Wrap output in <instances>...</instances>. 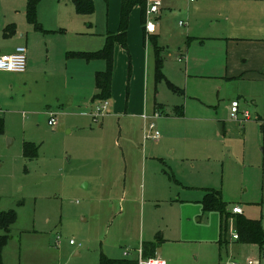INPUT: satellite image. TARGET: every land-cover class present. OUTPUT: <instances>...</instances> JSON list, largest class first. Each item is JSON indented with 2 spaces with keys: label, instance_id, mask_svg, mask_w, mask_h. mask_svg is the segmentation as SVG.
Wrapping results in <instances>:
<instances>
[{
  "label": "rangeland",
  "instance_id": "obj_1",
  "mask_svg": "<svg viewBox=\"0 0 264 264\" xmlns=\"http://www.w3.org/2000/svg\"><path fill=\"white\" fill-rule=\"evenodd\" d=\"M93 3L95 17L79 14L73 3L72 15L68 9L52 13L51 5L44 3L45 32L28 25V0H0V56L16 48L17 38L31 30L29 49L36 61L29 75L0 72L5 118L0 211L13 209L18 215L4 263L99 264L103 253L134 254L143 242L160 236L157 257L166 264H221V216L205 212L202 200L207 190L219 191L228 211L239 206L245 217L262 218L263 224L264 138L255 119L240 125L225 105L218 107L220 100L237 97V83L223 85L205 76L209 64L203 62L200 42L221 27L211 19L219 8L164 0L163 12L157 20L150 19L157 23L154 37L164 51L165 75L156 83L151 49L147 113L155 104L165 108L154 120L161 136L154 141L147 138L146 129L152 121L136 120L128 130L129 120L107 117L96 122L88 115L92 105L79 108L78 99L92 95L95 79L88 62L68 59L67 53L101 50L109 7L115 16L114 2ZM135 9L150 45L143 9L137 5L131 14ZM11 25L16 26L14 35ZM181 55L188 56V65L185 58L179 61ZM84 112L86 117L79 119ZM52 114L58 120L55 127L48 124ZM86 118L94 133L82 134L76 127ZM27 142L36 145L37 158L25 157ZM227 227L230 237L234 221ZM222 255L224 261L230 257L240 264H264V250L256 245H235Z\"/></svg>",
  "mask_w": 264,
  "mask_h": 264
},
{
  "label": "crops",
  "instance_id": "obj_2",
  "mask_svg": "<svg viewBox=\"0 0 264 264\" xmlns=\"http://www.w3.org/2000/svg\"><path fill=\"white\" fill-rule=\"evenodd\" d=\"M162 1L164 3V0ZM109 2L110 4L114 2L116 8L114 10L115 16L112 17L111 7H109L107 29H105L104 33V36H106V38L108 34H117L119 32L120 24H118V21L121 19L120 14L122 10V0H109ZM44 3H49L51 5L52 13H56L57 11H62L64 9H68L71 15L73 13V10H71L72 8H69V4L73 3L72 0H42L38 6V26L32 25L28 22V25L30 24V27L31 25L34 26L36 30L48 32L44 30L42 26V24L45 23L42 17V8ZM200 3H210L208 6L219 8L217 15L215 17L211 16V19L216 21L215 23H213L215 26L217 24L221 26L219 29L211 31L208 37H206L205 40H202V43L200 42V44L202 45L201 50L205 51L203 62L209 64L206 70H204L206 72L205 76L209 80L218 81L221 84L223 83V85H227L229 83L228 81H234L238 86L237 97H234L232 99H224L221 101V98L219 96L220 101L217 102L218 107L221 110V105H225L228 111L230 110L231 112L232 102L239 101L241 111H249L252 116V119L245 124L251 123L255 119L257 121L256 127H259V129L263 133L264 138V0H215ZM63 4L65 5V7L63 6ZM163 10L164 8L162 6L161 13L163 12ZM95 12L96 9L94 11V14L90 15L94 16ZM138 16V9H135V11L130 15L127 48H124L120 44H116L114 50L112 94L110 98L112 99V101L110 102L109 100L110 105L108 112L101 118V120L103 119V122L106 121L104 119H106L107 117L120 121L121 119L129 120V122H127L128 130L132 129L131 125L132 123H135L136 120H139L141 122L142 119H144V115L148 114L147 112L149 110L147 91L151 74V49L153 50V47L151 44L149 45L146 43L144 32H142L140 26L137 24L139 20ZM155 19L157 20V18ZM54 22L57 21L55 20ZM55 31L59 32V29L51 30V32ZM30 34L31 30H27L26 34L24 33L22 34L21 38H17V47L24 46L27 48L28 52V67L26 73H24L26 75H29L33 68L36 66L33 50L29 49V46L31 45ZM79 34L83 35V33L81 32H79ZM155 34L150 35V38L154 37ZM106 38H104V43L102 46L105 45ZM24 40L26 44H24ZM16 48L10 47L8 49L10 50V52L6 54L14 52ZM67 49L68 48H64V51H66ZM181 58L183 60L185 56L181 55ZM185 60L187 61L188 65V56H186ZM88 65H91V77H94V79L96 78V75L98 73L106 71L105 66L107 68L106 62L102 60L89 62ZM92 83H95V87L92 86L90 90V92H93L92 95H89L87 99H78L79 108H82L83 105L84 107H88V104L92 105V108L88 113L91 118H93L92 113L96 105L102 102L93 101L97 90L96 81ZM127 90L129 91L128 95ZM137 90L139 91L138 95L136 94ZM217 103L210 102L211 105H215ZM159 107H161L162 109L160 110ZM158 110H160V112H165V108L163 107V105L155 104L154 108L152 109V113L154 114ZM84 113L85 115L79 116V119H83L81 117H86L87 113ZM152 113L148 115H152ZM1 117H3L5 123L3 114L1 115ZM218 118H221L220 114L218 115ZM81 121H83V123L85 124L81 126L78 125L76 127L82 134H91L95 132V130L92 128L94 126L91 124L89 119ZM102 126L103 123L101 124V127ZM220 126H222V133L225 132V127H223L222 124ZM245 129L246 126L243 131H245ZM70 132L71 131H69L68 133L70 134ZM262 150L264 151V149ZM236 207L239 206H235L233 207V209ZM232 210L230 212H232ZM1 212L6 211L3 210L0 211V213ZM246 218L249 219L248 217ZM260 219L263 222V219ZM260 219L250 218V220ZM232 220L233 219H231V221ZM262 226L264 227V223L262 224ZM233 233L237 234L235 232V228ZM234 234H230L229 243L228 245L224 246L222 250L219 246L221 264L235 263L233 261H230V257L227 258V261H224L222 258V252L224 250H226V252H229L230 247L241 245L238 244L236 242L237 240L233 238ZM156 239L157 238H155L154 241H156ZM154 241L143 242L134 254L131 251L127 250L126 252L129 253L127 256L125 255L126 252H123L122 255H118L117 257H112L111 255H105L103 253L98 257L99 264L102 256H105L106 258H109L111 260L138 261V253L143 245L145 243ZM160 246L161 245H159V247ZM159 247L157 249V253ZM258 248L260 249V251L264 250V248H260L259 246ZM75 255L79 256L80 252L76 251ZM3 264H5L4 253Z\"/></svg>",
  "mask_w": 264,
  "mask_h": 264
},
{
  "label": "trees",
  "instance_id": "obj_3",
  "mask_svg": "<svg viewBox=\"0 0 264 264\" xmlns=\"http://www.w3.org/2000/svg\"><path fill=\"white\" fill-rule=\"evenodd\" d=\"M42 0H28L27 16L28 22L38 26L37 10ZM79 14H93L95 11L93 0H72ZM147 0H122L121 24L117 34H108L104 47L96 52H69L68 59H79L86 62L102 60L106 62L107 68L105 72H100L96 75V90L97 93L93 101H107L112 94V78L114 70V50L116 44L127 48V37L129 30V18L133 8L140 5L143 9V18L146 23ZM14 35L16 26L9 27ZM8 28V29H9ZM155 60H156V81L159 83L165 79L163 74V49L158 45L157 37L150 38ZM202 43V41H201ZM171 87H173L171 85ZM176 89V88H174ZM161 110L162 108L159 107ZM164 113V112H163ZM182 111L178 113L181 115ZM5 123L3 117H0V136L4 133ZM24 155L28 159L37 158V147L33 143H26L24 146ZM203 209L205 212H218L221 216V232L219 238V246L222 250L228 245L229 237L227 234L228 222L233 219L235 232L238 235V244H253L264 248V229L261 220L247 219L243 214L235 215L228 211V204L224 201L222 193L215 190H207L202 200ZM18 215L15 210H10L0 213V264H3V253L11 240V229L17 223ZM227 234V235H226ZM161 237H157L156 241L145 243L141 248L144 258L156 257L157 249L161 244ZM100 264H137V261L130 260H111L105 256L101 257Z\"/></svg>",
  "mask_w": 264,
  "mask_h": 264
},
{
  "label": "built area",
  "instance_id": "obj_4",
  "mask_svg": "<svg viewBox=\"0 0 264 264\" xmlns=\"http://www.w3.org/2000/svg\"><path fill=\"white\" fill-rule=\"evenodd\" d=\"M147 11H146V23H145V31L148 35H153L157 32V24L150 19L152 17L157 18L161 13L163 1L162 0H147ZM190 3H197V2H205V1H215V0H188ZM181 25H184L182 22ZM182 61V58L180 59ZM28 67V52L26 47H17L14 52L1 55L0 56V72H8V73H17V74H24L27 71ZM109 100L103 101L98 103L92 113L93 119L98 122L107 112L109 109ZM231 114L233 120L238 124H245L252 119L251 113L249 111H241L239 101H234L231 104ZM2 115V111L0 109V116ZM161 113L156 111L152 115L145 114L144 120L146 122L152 121L148 127H146L149 135L147 136L148 139H152L154 141H159L161 139L160 134L156 130V124L154 122ZM58 120L56 115H51L49 120V125L51 127L57 126ZM233 214L241 215L243 213L242 208L236 207L232 210ZM233 238L235 240L238 239V235L234 234ZM72 246H75L74 242H70ZM129 253L126 252L125 255L127 256ZM138 261L137 264H166L164 260L160 257H152V258H144L142 250L139 251ZM229 264H240L238 262L229 263ZM247 264H260L258 261L248 260Z\"/></svg>",
  "mask_w": 264,
  "mask_h": 264
},
{
  "label": "water",
  "instance_id": "obj_5",
  "mask_svg": "<svg viewBox=\"0 0 264 264\" xmlns=\"http://www.w3.org/2000/svg\"><path fill=\"white\" fill-rule=\"evenodd\" d=\"M220 131L222 132L223 130H222V126H220Z\"/></svg>",
  "mask_w": 264,
  "mask_h": 264
}]
</instances>
